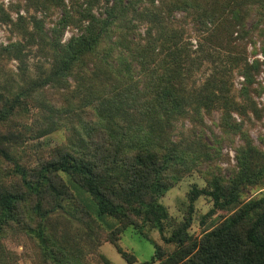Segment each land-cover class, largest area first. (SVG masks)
I'll return each mask as SVG.
<instances>
[{
	"label": "trees",
	"instance_id": "16d2710c",
	"mask_svg": "<svg viewBox=\"0 0 264 264\" xmlns=\"http://www.w3.org/2000/svg\"><path fill=\"white\" fill-rule=\"evenodd\" d=\"M184 1L186 6L192 3L149 0L142 3L141 10L136 0H113L99 12L87 4L80 7L78 33L64 42L56 35L73 21L66 11L52 31L44 34L55 58L42 84L56 81L77 66L98 82L88 97V118L75 140L56 144L36 158L31 152L32 146L36 147L33 139L44 126L57 122L56 104L41 106L46 110L42 114L44 125L37 120L39 113L33 115L36 121L30 125L28 104H34L30 93L18 90L13 97H6L0 92V234L14 227L24 229L38 238L45 256L64 260L67 253L51 241L46 222H50L49 211L73 201L83 221L92 225L104 217L117 221L108 240L131 263L136 256L122 248L118 234L129 225L141 231L148 224L162 232L165 243L175 245L169 249L153 241L151 258L135 264H264V194L241 198L247 186L263 180L264 149L247 136L235 148L233 175L207 179L206 186L194 184L188 193L190 202L184 220L170 235L163 234L170 216L159 198L188 168L185 156L191 147L187 144L182 148L169 138L168 131L176 118L188 113V107L199 111L206 103L200 100L193 105L183 92L182 59L189 53L181 32L168 20ZM203 1L210 4L196 16L199 25L205 23L209 28L207 35L202 32V38L216 32V44L228 47L236 38L233 34L239 30L242 17L234 16L231 21L226 9L229 4V13L236 4L244 8V0ZM245 11L243 16L248 13ZM134 12L147 21L141 37L140 32L134 35L137 24L129 17ZM40 23L38 33L42 32ZM244 75L250 82L249 75ZM141 78L144 84L140 87ZM229 126L241 129L234 118ZM63 174L88 194L95 215L75 196ZM202 194L212 200L209 213L217 209L231 213L206 227L200 236H193L189 231L193 202Z\"/></svg>",
	"mask_w": 264,
	"mask_h": 264
},
{
	"label": "rangeland",
	"instance_id": "374dc122",
	"mask_svg": "<svg viewBox=\"0 0 264 264\" xmlns=\"http://www.w3.org/2000/svg\"><path fill=\"white\" fill-rule=\"evenodd\" d=\"M112 1L0 0V92L6 97H13L18 90L30 93L34 102L28 104L27 112L30 113L27 121L30 125L36 121L33 117L36 113H39L37 120L43 123L42 114L46 110L41 106L46 108L56 104L58 108L55 115L57 122L44 126L41 129L43 132L33 139L36 143V147L31 149L34 158L48 153L56 144L75 140L83 130V121L88 118L85 112V108L90 107L88 97L98 82L87 70L77 66L56 81L42 84L55 58L50 40L44 34H49L59 18L68 11L72 23L67 24L60 34L56 33L64 42L80 30L78 19L81 6L91 4L99 12L103 11L107 2L110 4ZM148 1L136 0V5L141 9L142 3ZM160 1L156 0V3ZM186 4V1L181 2V7L173 11L171 20H167L172 21L175 30L181 32L184 48L189 53L188 57L183 53L182 59L185 76L183 92L190 97L193 105L200 100L206 103L199 111L188 107V113L176 118L168 131L169 138L182 148L187 144L191 147H188L185 156L188 168L182 170L180 178L159 198L170 216L163 229L165 235H170L187 215L188 193L194 184L206 186L207 179L233 175L235 148L244 143V136L264 149V29L259 30L264 28V0H244L243 7L248 10L244 16L246 11L237 7L239 4L234 5L237 13L235 10L229 13L228 5L226 14L229 19L233 21L234 16L242 17V23L233 34L236 38L225 48L216 44V32L209 38L201 36L203 31L207 35L209 28L204 26L205 23L199 25L196 16L209 6L210 1L192 0L191 5ZM130 16L137 24L134 35L140 32L141 37L145 34L147 21L141 19L139 12L129 13ZM39 19L41 23L37 22ZM37 23L41 25V33L36 30ZM252 62L256 65L250 66ZM244 73L249 75L250 82L245 81ZM138 83L141 87L144 79L141 78ZM233 118L240 122L241 129L229 126ZM63 175L75 196L95 215V207L88 194ZM262 194L264 177L259 183L247 186L241 192V198L246 200ZM211 207L212 200L206 194L194 200L189 226L193 236H200L206 227L231 213L228 209L209 213ZM76 214L73 201H66L63 206L48 212L50 222H46L47 233L52 242L64 247L67 259L45 256L38 238L14 227L0 234V264H135L151 258L155 251L153 241L169 249L175 245L165 243L162 232L154 226L147 224L140 231L129 225L118 234V241L124 250L136 256V261L131 263L108 240V233L117 225L114 218L104 217L92 225Z\"/></svg>",
	"mask_w": 264,
	"mask_h": 264
}]
</instances>
